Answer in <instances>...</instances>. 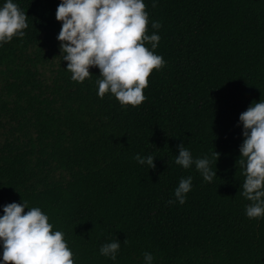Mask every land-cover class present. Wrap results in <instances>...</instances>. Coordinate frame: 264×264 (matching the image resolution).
<instances>
[{
  "label": "trees",
  "instance_id": "1",
  "mask_svg": "<svg viewBox=\"0 0 264 264\" xmlns=\"http://www.w3.org/2000/svg\"><path fill=\"white\" fill-rule=\"evenodd\" d=\"M16 2L28 27L0 46V215L11 202L40 207L75 264H143L145 252L153 264H264V216L246 215L237 163L239 115L264 98V0H144L165 64L135 107L97 95L96 67L71 79L61 0ZM182 143L194 158L219 153L211 182L174 162ZM188 176L180 204L174 189ZM115 239L116 259L101 255Z\"/></svg>",
  "mask_w": 264,
  "mask_h": 264
},
{
  "label": "clouds",
  "instance_id": "2",
  "mask_svg": "<svg viewBox=\"0 0 264 264\" xmlns=\"http://www.w3.org/2000/svg\"><path fill=\"white\" fill-rule=\"evenodd\" d=\"M157 3L158 0H151L152 7ZM27 17L16 0H4L0 4V46L14 36L24 37ZM56 19L61 22L57 35L60 57L68 62L67 70L73 81L83 82L92 75L90 68L96 67L100 73L96 80L99 97L110 92L122 106L133 107L145 101L143 90L148 86V77L165 60L154 51L160 35L147 34L149 13L144 0H61ZM151 26L159 29L162 25L154 20ZM239 121L244 137L237 162L245 176L241 194L252 202L246 206V215L258 218L264 216V98L253 101L240 113ZM212 157L219 158V153L194 158L182 143L178 145L174 162L185 169L194 164L203 180L211 182L217 176ZM135 159L141 165L155 168L152 154L137 153ZM191 188L192 177L181 178L174 189L175 200L184 204ZM0 247V264H75L65 233L53 230L49 216L38 206L29 207L24 200L3 206ZM120 247L121 242L115 239L102 244L99 251L115 260ZM153 261L151 252L143 254V264Z\"/></svg>",
  "mask_w": 264,
  "mask_h": 264
}]
</instances>
